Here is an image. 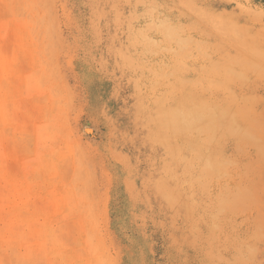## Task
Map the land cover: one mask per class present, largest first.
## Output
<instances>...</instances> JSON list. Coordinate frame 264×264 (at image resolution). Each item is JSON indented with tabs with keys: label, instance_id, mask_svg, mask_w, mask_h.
I'll return each instance as SVG.
<instances>
[{
	"label": "rangeland",
	"instance_id": "1",
	"mask_svg": "<svg viewBox=\"0 0 264 264\" xmlns=\"http://www.w3.org/2000/svg\"><path fill=\"white\" fill-rule=\"evenodd\" d=\"M0 264H264V0H0Z\"/></svg>",
	"mask_w": 264,
	"mask_h": 264
}]
</instances>
